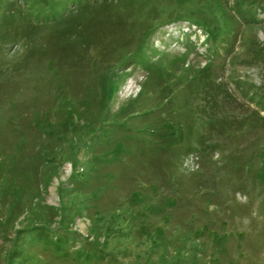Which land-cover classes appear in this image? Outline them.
Here are the masks:
<instances>
[{"label":"rangeland","instance_id":"obj_1","mask_svg":"<svg viewBox=\"0 0 264 264\" xmlns=\"http://www.w3.org/2000/svg\"><path fill=\"white\" fill-rule=\"evenodd\" d=\"M0 264H264V0H0Z\"/></svg>","mask_w":264,"mask_h":264}]
</instances>
